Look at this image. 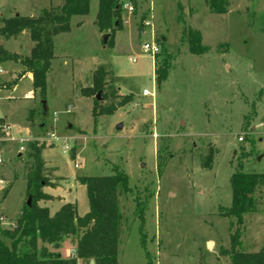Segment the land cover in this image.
<instances>
[{
    "label": "rangeland",
    "instance_id": "1",
    "mask_svg": "<svg viewBox=\"0 0 264 264\" xmlns=\"http://www.w3.org/2000/svg\"><path fill=\"white\" fill-rule=\"evenodd\" d=\"M60 1L0 0V16H35ZM136 1L135 10L123 8L122 26L107 33L106 43L94 23L98 0H90L86 16L71 18L69 32L54 37L44 109L28 77L4 88L20 65L0 66V214L6 218L0 227L16 220L28 198L27 142L19 151L24 138L44 143L42 192L50 200L38 205L51 213L64 203L74 204L78 216L87 213L85 186L76 177L108 176L114 168L127 175L130 191L118 198V264H227L223 252L237 232L240 250L264 246V185L242 226L225 216L237 166L264 173V0H227L223 13H212L204 0ZM184 26L201 34L205 53H189ZM145 43H157L159 54L143 52ZM0 46L25 56L32 43L25 33L0 37ZM166 65L168 76L158 86L154 71ZM98 68L110 71L105 78L117 94L133 99L94 118L96 102L106 103L104 93L84 96L81 90L92 87ZM30 93L33 99L26 98ZM50 133L52 141L46 140ZM136 204L144 210L142 223ZM207 241L214 242L211 252ZM57 249L68 257L73 244Z\"/></svg>",
    "mask_w": 264,
    "mask_h": 264
},
{
    "label": "trees",
    "instance_id": "2",
    "mask_svg": "<svg viewBox=\"0 0 264 264\" xmlns=\"http://www.w3.org/2000/svg\"><path fill=\"white\" fill-rule=\"evenodd\" d=\"M131 7L137 8L136 0H129ZM212 13H223L227 0H204ZM123 0H98L94 23L98 30L112 34L122 26ZM90 0H61L56 6L44 8L35 16L13 15L0 16V37L5 40L18 38L27 33L32 43L29 54L25 56L8 52L0 46V66L13 62L22 67L15 79L3 82L6 89L13 88L17 80L25 74L32 76L33 91H37L41 100L45 99L46 79L54 57V37L70 31V20L74 16H86L89 12ZM182 39L185 40L189 53L200 55L207 51L201 44V34L184 26ZM157 53L156 55H158ZM169 65L156 69L155 83L159 86L168 76ZM102 68L93 74V85L88 90H81L84 96L96 92L104 93L105 104L96 102L92 110L97 115H109L129 104L133 95L117 94L112 80H106ZM98 105V106H97ZM29 122L34 118L30 112ZM44 143L28 142L27 150L30 167L26 174V194L31 197V205L23 206L20 215L11 226L0 227V264H118L119 229L121 212L119 196L130 191L128 177L118 168H114L108 176H78L76 181L85 186L88 200V211L78 216L76 206L63 204L59 210L50 215L47 207L38 205V201H48L50 196L42 192L45 182L43 178V161L41 151ZM72 153V152H71ZM73 154V153H72ZM213 158L212 153L208 160ZM241 165L230 176L231 205L225 216L235 219L240 227L246 214L253 213L257 207L256 190L264 185V173H244ZM7 189L2 192L5 198ZM135 214L143 222L144 210L135 207ZM1 215V214H0ZM231 240L230 250L225 251L227 264H264V248L258 252H246L238 248L239 242ZM65 241L73 244L74 256L62 257L59 247ZM58 247V248H59ZM148 264H152L148 261Z\"/></svg>",
    "mask_w": 264,
    "mask_h": 264
},
{
    "label": "built area",
    "instance_id": "3",
    "mask_svg": "<svg viewBox=\"0 0 264 264\" xmlns=\"http://www.w3.org/2000/svg\"><path fill=\"white\" fill-rule=\"evenodd\" d=\"M123 8L125 9V10H127V9H129L130 8V5L129 4H124L123 5ZM145 25L146 26H150V27H152V25H151V23H149V22H146L145 23ZM142 50H143V52H146V53H150L151 54V56H155L157 53H159V51H160V49H159V47H158V45H157V43H150V44H148V43H145L143 46H142ZM1 69H0V73H1ZM147 93H148V91L147 90H145V91H143V95H147ZM33 94H28V95H26V98L27 99H32L33 98V96H32ZM55 139V136H54V134L53 133H50V134H47V138H46V140H54ZM238 141H242V138L240 137L239 139H238ZM19 142H20V146H19V151H23V149H24V147H23V143H25V142H29V141H27L26 139H24V138H22V139H20L19 140ZM66 148H67V146H66ZM1 161H2V158H1V156H0V163H1ZM75 167H77V165L75 164ZM5 217H3L2 215H0V223H3L4 221H5ZM9 226H11V224H9ZM71 256H74V251H72L71 252V254H70Z\"/></svg>",
    "mask_w": 264,
    "mask_h": 264
},
{
    "label": "crops",
    "instance_id": "4",
    "mask_svg": "<svg viewBox=\"0 0 264 264\" xmlns=\"http://www.w3.org/2000/svg\"><path fill=\"white\" fill-rule=\"evenodd\" d=\"M6 64V63H5ZM4 65V64H3ZM22 70V69H21ZM20 70V71H21ZM25 77H28L30 80H32V76L30 75V74H26V75H24ZM24 76H22V77H24ZM32 82V81H31ZM15 87V86H14ZM13 87V88H14ZM30 94H32V93H30ZM34 97V96H33ZM33 99V98H32ZM257 203H259V201L257 202ZM64 204H67V203H64ZM63 204H60V205H58V208L56 209V211H53L52 213H51V211H50V206H46V205H43V206H41V207H47L48 209H49V213H50V215H53V214H55L58 210H59V208L62 206ZM40 206V205H39ZM245 217V216H244ZM244 232H245V230H246V227L244 226L243 227V229H242ZM245 234V233H244ZM243 234V235H244ZM241 242H242V245L244 246L245 244V240H244V237H242V240H240ZM249 247H246V246H244V248H248V250L246 251V252H258L259 250H261L262 248H264V246L263 247H261V248H259L257 251H253L252 250V248H254L256 245H254V244H249L248 245ZM251 246V247H250ZM213 247H214V242H212V241H207L206 242V245H205V249L207 250V252H211L212 251V249H213ZM252 250V251H251Z\"/></svg>",
    "mask_w": 264,
    "mask_h": 264
},
{
    "label": "water",
    "instance_id": "5",
    "mask_svg": "<svg viewBox=\"0 0 264 264\" xmlns=\"http://www.w3.org/2000/svg\"><path fill=\"white\" fill-rule=\"evenodd\" d=\"M107 38H108V34H105V35L103 36V43H106ZM98 99H99V98H98V96H97V100H98ZM41 105H42V108L44 109V108H45V101H44V100H42ZM68 127L70 128V125H69ZM121 127H122L121 124L117 125V129H118V130H120ZM26 205H27V206H30V205H31V197H30V196H28V198H27ZM58 247H59L58 245H55V249H57ZM89 264H94V263H93V261L91 260Z\"/></svg>",
    "mask_w": 264,
    "mask_h": 264
}]
</instances>
